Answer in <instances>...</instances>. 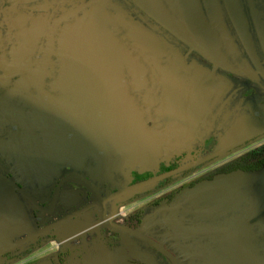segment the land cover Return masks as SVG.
<instances>
[{"label": "flooded vegetation", "instance_id": "obj_1", "mask_svg": "<svg viewBox=\"0 0 264 264\" xmlns=\"http://www.w3.org/2000/svg\"><path fill=\"white\" fill-rule=\"evenodd\" d=\"M96 16L146 144L69 151L43 109L88 103L66 54ZM0 207L34 235L0 264H264V0H0Z\"/></svg>", "mask_w": 264, "mask_h": 264}, {"label": "water", "instance_id": "obj_2", "mask_svg": "<svg viewBox=\"0 0 264 264\" xmlns=\"http://www.w3.org/2000/svg\"><path fill=\"white\" fill-rule=\"evenodd\" d=\"M99 20L96 16L91 24L78 30L74 40L67 46L68 69L78 76V86L86 94L88 103L77 109L66 99L53 98L43 109L51 137L61 148L69 151L111 148L117 143L129 147L135 141L136 133L143 135L138 138L139 142L146 139L137 111L138 105L122 86L119 71L123 62L121 45L104 31ZM118 117H121L120 135L113 128ZM33 237L12 242L8 223L0 207V243L4 245L0 255Z\"/></svg>", "mask_w": 264, "mask_h": 264}]
</instances>
